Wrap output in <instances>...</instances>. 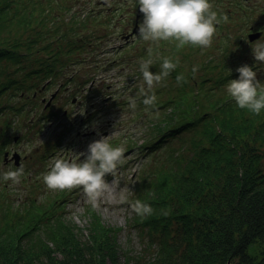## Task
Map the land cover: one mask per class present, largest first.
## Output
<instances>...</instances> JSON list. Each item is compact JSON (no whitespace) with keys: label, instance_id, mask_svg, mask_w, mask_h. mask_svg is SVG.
Returning a JSON list of instances; mask_svg holds the SVG:
<instances>
[{"label":"trees","instance_id":"trees-1","mask_svg":"<svg viewBox=\"0 0 264 264\" xmlns=\"http://www.w3.org/2000/svg\"><path fill=\"white\" fill-rule=\"evenodd\" d=\"M53 4L57 0H0V106L8 87L35 85L29 77L42 71L38 56L49 49L52 38L61 44L50 66L59 61L65 31L75 27L65 30L49 21ZM61 5L67 8L68 3ZM216 28L207 49L186 46L177 50L174 44L161 42L159 47L147 43L139 50L140 59L147 60L152 47L154 63L149 71L153 74L160 71L163 57H179L180 64L153 89L157 102L147 111L151 127L145 143L153 165L146 168L150 172L142 171L133 195L134 202L140 200L153 208L149 216L133 211L131 217L134 227L147 230L151 244L143 254L127 256L123 264H264V109L260 115L239 109L226 93L228 81L237 79L238 73L233 68L216 77L211 75L216 69L208 67L228 65V69L233 56L245 60L254 71L264 63L254 60V43L238 35L248 29L246 22L217 24ZM17 30L25 36L11 34ZM214 42L217 56L208 53ZM198 56L207 59L197 65ZM193 66L199 68L194 77ZM18 72L19 81L12 77ZM181 73L187 83L177 86L175 77ZM143 99L137 100L141 106ZM4 108L0 107V113ZM14 111L18 114L19 106ZM8 126L6 118H1L0 155L9 143ZM174 141L178 148L172 145ZM158 151L163 155L156 165ZM0 182V264H119L116 245L102 242L104 246H99L98 239L108 234L103 227L97 233L88 235L89 227L76 234L74 227L58 222L51 228L55 233H43L44 237L50 234L45 239L52 247L46 245L37 228L57 215L49 210L45 216L32 193L13 209L8 185ZM85 234L86 240L81 241Z\"/></svg>","mask_w":264,"mask_h":264},{"label":"rangeland","instance_id":"rangeland-1","mask_svg":"<svg viewBox=\"0 0 264 264\" xmlns=\"http://www.w3.org/2000/svg\"><path fill=\"white\" fill-rule=\"evenodd\" d=\"M64 1H67L68 5H73L69 11L68 7L61 5V2ZM210 2L213 4V11L217 13L220 26L225 27L227 24L244 21L249 27L255 22H259L264 30V0H240V5L245 10L237 8L235 0H210ZM124 5L129 7L130 11H135L136 0H57V4L52 5L48 14L50 22L60 24L63 28L70 16L76 18L80 13L79 18H81L85 15L82 29L77 34H72L70 31L66 34L65 40L69 41L67 44L69 52L64 50V54L59 55V53L57 56L65 62L66 67L60 68L63 70L62 74L55 77L41 92L36 91L35 87L21 90V86H17L18 91H15L10 86L8 93L15 95L10 99H5L6 96H10L9 94L3 96L0 106L9 108L19 106L18 114L6 108L0 113V120L6 118V122L9 124L6 134L11 139L5 149L9 151L6 153L5 164L2 162L1 155L0 174L8 170H15L20 165H23L25 170L19 184L13 185L11 181L4 182L7 183L10 190L8 196L13 202V209H16L17 205L19 206L22 200L32 193L46 211L45 216L49 210H51L50 213L57 215L46 218L44 224L37 228L36 233H40V239L49 247H52V242L46 239H49L50 234L44 237L43 233H55V231H51V228L58 222L63 221V226L74 227L73 233L76 234L89 227V231H86L88 235L97 233L96 229L102 230L103 227L107 230L103 233L108 234H106V238H97L99 246L103 243L109 246L111 242L116 245L115 251L120 255V257L118 256L119 264H123L126 257L132 256L134 253L143 254L145 246L148 243L151 244L147 238V230L134 227L131 217L133 195L138 178L143 170H146L147 167L151 168L153 165V162L149 161L150 155L146 154L147 149L144 146L151 127V123L147 120L150 113H144L145 106H141L140 111H134L130 109L129 105L122 104V100L115 98L116 92L120 91L119 88L127 86L133 87L127 94H136L135 96L144 98L140 92L143 85L142 76L137 77L133 72L134 67L140 62L138 59L141 56L138 54L139 50L147 42L137 36L129 48L121 39V35L132 27L134 23L132 13L124 14L130 23L122 26L123 34H119L121 29L117 32L114 28L116 16L112 15L111 10L105 9L113 6L114 11H118L119 8L122 10ZM87 12L92 18L89 19ZM141 20H143V14ZM251 30L252 26L249 29H243L238 35L242 40L252 43L247 40V34ZM71 35L75 38L74 40H70ZM262 38H264V31ZM81 40L85 41L84 44L75 47V43L80 44ZM261 41L264 42V39ZM51 42L55 47V40ZM117 47L124 49L125 54L122 60L126 61V64L124 67H116L119 65L118 60L112 62L116 68L108 75L107 72H102L100 66L110 63L115 58L110 51ZM215 48H217L216 42L213 43V48L208 50V53L217 56L219 51ZM43 53L41 52L38 56L41 60L46 59L41 55ZM206 59L207 56H198L195 62L197 65H201V62ZM243 65H246L245 60L233 56L229 60L228 69H226L228 65L226 67H208L216 69L211 75L219 77L223 72L233 71V68L236 72V69ZM256 72L257 80L262 84L264 66L257 68ZM130 74H133L131 78ZM65 79L75 80L74 82L66 80L62 83V80ZM87 79L92 83L90 86L87 85L88 91L82 93H85L83 95L86 96L88 95L86 93H89L90 97L81 103L78 102L79 98L76 95L82 89L79 87L81 81L83 86ZM132 80L135 81L134 84H130ZM103 85L107 86L108 92L113 94V101H108L111 98H104L102 101L96 100V92L100 91ZM76 88H78L77 92L70 98L69 93ZM90 89H92L91 93ZM137 90L139 91L137 92ZM19 93L28 97L22 99ZM31 93L36 95L31 96ZM166 97L164 96L162 100H165ZM43 100L49 101V106H45ZM85 104H89L90 107L84 108ZM6 112L8 113L6 114ZM43 114L45 116L42 118ZM155 114L157 112H154L152 116ZM91 115L92 117L89 118ZM108 136L110 144L124 148V157L116 172L105 178L110 185L109 191L105 192L95 204L88 201L80 188L55 192L46 189L42 182V174L49 170L48 165L53 158L74 159L75 154L86 152L87 146L91 142ZM172 145L175 148L179 147L176 141L172 142ZM13 151L20 155L18 164L15 163L14 157H10ZM162 155L163 151H158L156 165L160 163ZM147 171L150 172V170ZM60 194L63 196L57 200V196ZM48 204H52L51 208ZM23 207L24 205L21 208ZM90 208L97 215V219L89 211ZM86 238V234L80 236L81 241ZM248 251L253 254L252 250L248 249Z\"/></svg>","mask_w":264,"mask_h":264},{"label":"clouds","instance_id":"clouds-1","mask_svg":"<svg viewBox=\"0 0 264 264\" xmlns=\"http://www.w3.org/2000/svg\"><path fill=\"white\" fill-rule=\"evenodd\" d=\"M139 12L143 14L142 23L138 26V38L150 45L159 47L161 42L174 44L177 50L186 46L200 49L211 47L219 23L217 13L213 11L210 0H136ZM254 60L264 63V42L260 39L252 44ZM149 59L140 65L143 85L142 100L145 111L155 107L157 96L153 89L162 85L180 64L179 57H163L160 71L153 74L149 71L154 61L151 59L153 49H148ZM198 66H193V77L198 72ZM238 78L228 81L226 93L239 109L247 110L253 115H260L264 109V84L257 80V72L248 65L236 69ZM177 86L187 83L183 73L176 77ZM135 110V100L130 102ZM108 137H101L87 146L86 152L75 154L74 159L62 157L53 158L46 173L42 174V182L49 191H66L75 188L82 189L88 201L95 204L110 185L106 181L108 175L116 172L123 162L124 148L113 146ZM83 157V159H81ZM24 166L8 170L0 174L4 181L19 184L24 175ZM133 211L141 216L153 213L150 204L136 200L132 204Z\"/></svg>","mask_w":264,"mask_h":264},{"label":"water","instance_id":"water-1","mask_svg":"<svg viewBox=\"0 0 264 264\" xmlns=\"http://www.w3.org/2000/svg\"><path fill=\"white\" fill-rule=\"evenodd\" d=\"M137 32H138V27L135 26V27L133 28V30H132V33H137ZM132 33H131V34H132ZM131 34H130V35H131ZM258 36H259L258 34H253V35H250L249 38H250V40H253V39L257 38ZM5 157H6V153H5ZM13 157H14V159H15V163L18 164L19 155L15 152V153L13 154Z\"/></svg>","mask_w":264,"mask_h":264},{"label":"flooded vegetation","instance_id":"flooded-vegetation-1","mask_svg":"<svg viewBox=\"0 0 264 264\" xmlns=\"http://www.w3.org/2000/svg\"><path fill=\"white\" fill-rule=\"evenodd\" d=\"M120 53H121V51L119 50V51H118V54H120ZM44 87H45V85H44L43 87H41L38 91L41 92L42 89H43ZM43 101H44V100H43Z\"/></svg>","mask_w":264,"mask_h":264},{"label":"bare ground","instance_id":"bare-ground-1","mask_svg":"<svg viewBox=\"0 0 264 264\" xmlns=\"http://www.w3.org/2000/svg\"><path fill=\"white\" fill-rule=\"evenodd\" d=\"M67 7H73V5L71 4V5H68Z\"/></svg>","mask_w":264,"mask_h":264}]
</instances>
